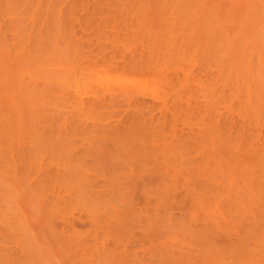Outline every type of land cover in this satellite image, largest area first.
<instances>
[{
	"label": "rangeland",
	"instance_id": "1",
	"mask_svg": "<svg viewBox=\"0 0 264 264\" xmlns=\"http://www.w3.org/2000/svg\"><path fill=\"white\" fill-rule=\"evenodd\" d=\"M187 1H192L190 2L191 4L189 6L187 5L189 4V2ZM203 1L199 0L198 3V1L194 2V0H186L185 2L184 0L182 2H180V0H164V2L162 0L161 2L160 0H0V18H3V20L1 18L0 21L4 22L0 24V27H3V25L5 27V24H7L8 26H19L17 28L16 33V47L18 49L23 50L25 60H27V62H25V64L23 65V69H28L29 72L34 77H36V80L33 81L36 83L33 84L27 78H24L23 80L25 83L31 84L30 87L32 88V94L30 95L28 100H26L27 104H21L25 106L26 110L28 109V111L29 109H32L30 113L28 112L30 116V118L28 117L30 119V123L28 120L26 121L27 114H23L24 116H26V119L23 117V115H21V112H26L23 106V111L19 110V107L21 109V106L15 109L12 108L13 110L11 111H15L16 114H14L16 116H14L13 112H10L11 107H8V105L4 106V108L9 110L5 111L2 108L1 109L3 111L0 110V119L5 116L4 118L6 119V121L8 120L7 122L9 123L6 124L12 126L11 129L17 133H14L11 138L6 137L4 139H0V254H2L3 252H6V256H10V254H12L10 257L8 256L9 259L13 257L12 261L18 259L20 260L18 262L24 261L25 264H90L89 262H87L88 260L91 262V264H95V262L96 264H181V257H183L182 262H184L182 264H194L196 263V261H198V264H203V262L205 264L206 262L207 264H225L228 262L227 254L230 256L229 250L237 249V251L244 252L241 253V258L247 259L253 257L255 260L259 261V259H261L262 261H264V259H262L264 258V179H262L264 178V167L258 166L256 164L257 162L258 164L262 163L264 165V158H260L259 156L261 153H263L264 156V102L261 103L260 99L262 96L261 94L264 93V87H262L263 89H261V86H264V83L262 78H260L262 77V74L264 76V60L261 59L262 56L264 59V55L261 56L260 52L258 53V51L254 53L257 56H259L260 54L259 59L261 60H258L263 62V64L260 62L261 65H258L259 61L257 60L258 62H256L255 60L257 58L255 57L256 55H253L251 53L252 57L250 58V54L248 53L255 51L257 43L259 44V41L261 40L260 38L263 37V35L261 36V34L263 33H261L262 31L259 30L260 28L258 26L255 27L257 28V30H259L258 33L260 35V40L256 43V46L253 47L254 45H252V47L249 49L251 43L247 42L248 45L250 44L249 47L248 45H246L247 52H245L244 55H242V53L244 52H242L241 54L238 53L240 50L243 51L242 49L247 41L242 38L240 42L241 35L244 36L245 34H247L248 30V34L252 33L248 27L251 28L252 26L256 25L254 19L256 20L257 18L255 16H257L258 13H260L262 10L264 11V9H261L260 5L257 2L256 3L258 5H256L255 2H252L250 6H246V4L248 5V3L246 2L247 0H243L245 3L242 0H235L234 2L233 0H231V2L229 1L228 3V0H225L226 2L222 0L223 2L221 3V0H217L216 2H211V0ZM183 2L187 4H184ZM193 2L194 4H192ZM212 3L215 5V7L212 5ZM217 3H219V5ZM137 5H139L140 7H137ZM170 6L173 8L174 11L173 12L171 10L172 13L170 12ZM176 6H179L180 8ZM190 6L192 8H190ZM252 6H254V9ZM255 6L256 8L259 7L258 9L260 11H257ZM136 7L137 9H139V11L136 9L137 12L134 11ZM149 7L153 10L149 9ZM247 7H250L248 12L246 11L248 10ZM131 8L136 13L134 15H138L137 13L139 12V14H144L146 17L144 18V16L138 15L136 17L139 18H136L133 14H129L128 12L131 11ZM251 8L252 10H255L257 12V15L255 13L253 15V12L255 11H252ZM148 9L151 11H148ZM181 9L183 10V12H181ZM192 9H194L197 13H195ZM163 10L166 11V13ZM187 10H189L192 14L190 12L188 13ZM209 10L210 13L208 12ZM211 10H214V13H212ZM250 11L252 12V14ZM9 12L11 13L9 14ZM146 12H148V14ZM2 13H4V17L2 16ZM126 13H128L129 16H126ZM202 13L205 14L206 19L204 14ZM208 13L210 16L208 15ZM248 13L254 18L251 19L252 17H250ZM149 14L155 15L154 17L156 18H152L153 15L151 16V19L155 20H153L155 23L152 22L154 24L151 23ZM263 14L264 13L259 14V16H261L264 20ZM245 15L247 16V18L249 17V21L250 19L252 20L250 21V23H248V26L246 25L247 18H244L246 17ZM44 16L46 19L44 18ZM168 17L169 22L167 21ZM261 17H258V19H262ZM243 18L245 20V23ZM8 19H10V21ZM137 19H139L138 21H140L141 19L140 25H142V27L139 26L138 23L140 22H138ZM145 19H147L149 23L147 22V20L146 23ZM194 19L196 20L191 21ZM214 19L216 20V22ZM43 21L45 22V24ZM173 21H175L179 25L173 23ZM239 21L243 22V24H245L247 27H241L245 30L244 35L243 33L241 34L243 30L239 27L241 26L239 24L241 22ZM186 22L188 23V25ZM213 22L214 24H212ZM251 22L253 24H251ZM261 22L262 20H260V24ZM13 23H15L16 25ZM150 24L153 26V28L155 27V24H157V26L154 28V31H152L153 28ZM210 24L212 26L211 28ZM257 24H259V22ZM263 24L264 21L261 25L263 26ZM181 26H184V31L179 29V27L181 28ZM188 26L189 29H191L192 27V31L188 29ZM236 26H238L239 28ZM196 27L197 29L199 28L198 31ZM200 27L203 28L201 31ZM216 27L218 29H216ZM140 28H143L142 31ZM137 29H140V32L136 31ZM213 29L217 33H215ZM219 29L221 30V32L219 31ZM40 30L42 31L39 32ZM143 30H145L146 34L148 33V37H146L147 35H143L145 34ZM179 30L180 33H182L180 35ZM230 30H233L234 33L233 31L231 33ZM150 31L151 33H149ZM189 31L192 34L194 33V35H190ZM19 33L21 35H19ZM237 33H239V35H236ZM138 34L141 37L145 36V38L142 37V39H144L145 41L140 40L141 37H139ZM150 34L156 40L153 39L152 36L151 40L149 37ZM232 34L240 37V39L238 37L235 38V36L234 39L231 38L233 37ZM177 35H182L180 41H184L185 38L192 37L193 42V39L196 35L195 41L198 40L201 45L198 42L194 43H198L200 45V48L196 47L197 44L193 45V42L190 40L189 41L192 42V44L189 43V47L185 46L188 45V43H184L185 45L178 44L180 43V41H178L180 37ZM220 35L221 37H218ZM211 36L216 39L212 40ZM159 37L166 39L167 44L170 43V45H168L172 48L169 47L170 49H168V45L166 43L158 44V41L160 40ZM202 37H204L205 40ZM209 37L211 40L209 39ZM217 37L220 39H217ZM7 38H10V36ZM252 38L253 37H251V40ZM226 39L230 40L227 41ZM235 39L239 41L235 42ZM248 39H250V37H248ZM154 40L158 42L154 45L156 48L149 45V43L153 45L155 42ZM216 40L217 42H219V44L223 42V46L220 47ZM163 41L165 42V40H160V42ZM213 41L216 43V45ZM242 41H244L245 43H242ZM204 42H206V44ZM233 42L235 43L232 44ZM238 42L239 44H241V46L243 45V47L236 46L235 44H237ZM190 44L193 46H191ZM209 44L210 46L206 48ZM227 44L230 45V47ZM156 45H158V47ZM214 45L217 48H214V50H217L216 55L215 51L210 48ZM162 46H165L168 50H170L169 53L168 50ZM201 46L204 47L205 50ZM123 47H125V51H123ZM147 47H149L150 50ZM160 47L162 48L159 49ZM226 47L228 51L232 48L229 53L234 51V55L231 53L230 55L232 56L228 55L227 49L223 50V52L221 53L220 49H224ZM240 47L241 49L239 50ZM151 48H154L155 50L159 49L160 53L162 52V49L167 50L166 52L163 51L164 53H166V57L165 54H159L154 49H152L153 51H151ZM253 48L254 50H251ZM206 49L208 50L206 51ZM261 49L262 47L259 48L260 51ZM33 50H37L38 52H34ZM144 50L149 51V53L152 52V54H149L151 56L148 55L146 57V54L148 52H145L146 54L143 53L145 55L141 56ZM195 50L197 52L199 50V52L197 53L195 52ZM201 50H204L203 52L206 51L208 53V56L205 52L206 56L204 55L205 53H203L199 57V53L201 52ZM210 51L214 53V55H212V58V52L209 56ZM153 52H156L157 54L155 53L156 55H153ZM183 52H185V54ZM139 53L140 57H142L143 59L138 56ZM220 53L221 55L225 56L226 64L228 62L229 64H233L231 63V61L234 60H237V62H234L235 64H237L239 60L240 62L238 64L241 65L242 63H245L244 65L238 67V70L240 69L241 71H243L245 67L249 66L247 70L249 71V73L251 72L249 75L250 77H245V74L243 75V73L245 72L243 71V73L241 72L242 78H239L238 74L240 73L237 74V78L235 76L236 73L234 74V72L238 71L237 69H233V66L236 67V65H232L231 67V65L227 64L228 66H225V62H223L224 56H220ZM40 54L42 56H40ZM158 54L164 57V59H161V61L164 60L162 62H160L159 59V62L162 64H159L157 61L160 56L156 57L157 59H150L157 56ZM180 54L183 55L182 58L181 56L177 57ZM236 54L238 55V57H236V59L232 58L237 56ZM132 55H135L140 58V60H138L137 58L135 59V61L145 60V62H147L146 59H148L149 57L150 58L148 59L147 63L137 62V64H135L136 62L133 61L132 63L136 65L135 67L134 64H130L131 62L129 61L132 59ZM167 55H169V57ZM170 55L176 56L171 57ZM227 55L229 58H226ZM247 55L249 56V59ZM144 56L146 59L144 58ZM218 56L220 57V59L216 58ZM167 57L169 58V60ZM183 57H185L186 62L182 61L184 60ZM208 57L210 58L206 60L205 58ZM134 58L136 57L133 56V59ZM165 58H167L166 61ZM179 58L180 60H178ZM200 58L205 59V61H199ZM93 59L96 60L93 61ZM102 59L107 60L102 61ZM212 59V62H217L212 63ZM229 59L230 61H228ZM244 59H248L247 63L251 62V64H255L256 62V67H258L260 70L262 69L263 73H261V71L255 67V65H248ZM90 60L91 62L93 61V63H99V65H97L96 63L88 65L91 63ZM149 60H156L158 65H156L154 61L152 65ZM242 60H244V62H241ZM101 61L103 63L105 62V64H108H106L107 68L103 67L105 66V64H103ZM198 61L202 62L200 64L204 66L201 67ZM206 61H209V65H215H210V67L208 68V63H206L207 65L205 66ZM219 61L221 67L224 66L223 69L228 67L226 68V70H232L229 72H226V70H224V73L222 72V69H220L222 70V73L217 71L219 65H217V63ZM124 63L130 64L131 66H128L126 68V64ZM164 63L166 66L163 65ZM154 64L158 70L155 68ZM149 65L150 67L153 66L151 68L148 67L150 71L155 72L157 70L159 77L156 76V72L155 74H152V72L147 70V66ZM132 66L136 69L138 67V69L140 68L139 70L143 71L139 72L138 69L135 70V68H133ZM90 67H93L94 70L96 69V71H92ZM131 67L133 68V71L135 70L136 73H139H132ZM165 67L167 68L166 70ZM204 67L208 68H205L206 70H211V68H213V70L217 72L216 77L218 76L220 78L218 80L214 78V72L213 70H211L212 72L210 71V73H213L214 76H211L213 79L212 80L210 79L211 74L209 75V72L205 71L207 75L205 76L207 78L209 77L208 81L212 80L210 81L211 87L208 86L210 82L208 84L206 82L207 78L204 77V71H201L204 70ZM152 68L156 70H151ZM181 68L182 70H180ZM252 68L255 70H253ZM106 69L109 71H107ZM250 69H252L253 72ZM60 70L63 72H61ZM110 70L114 73H110ZM247 70L245 71L248 74ZM257 70H259L261 73L260 74L258 71V75L260 74V76L257 82L261 80V83H263L259 85L260 87L258 86V83L255 80V78L258 76ZM83 71L85 72V74L96 73L95 75H114V78H119L123 82L124 80L125 82L133 80L134 83L141 84V87L143 89H147V92L144 90H141V92L135 90L133 93L134 95L131 92L129 93L130 98L126 101L122 100L121 98H118L116 100V103L114 104L110 103L107 105V107H100L99 110L97 108L94 117H91V119L95 118L96 120L94 119L95 121L92 120V122L86 123L82 120H85L87 117H83L85 119H82L81 116L84 115L79 114L77 112L80 106L82 107L83 104L87 105V103L93 104L91 103V100H93L92 102H94V100L98 98L99 100H103V98L107 99L106 97L109 96L108 93L103 91L101 88L97 89L96 86L91 85L87 87L88 89L86 88L82 90V92H84L80 94V96L82 97L77 99L78 97L75 96L73 92L70 93L65 86L60 83H57L55 79H50V77L53 76L67 77L68 74L72 72H77L78 74H76L80 75L81 72L83 73ZM101 71L104 73H102ZM105 71L108 73H106ZM66 72H68V74ZM231 72H233V74ZM189 73L191 76L193 75L195 77V80L193 79L194 81L191 80V77L190 79L187 78ZM218 73L222 75L220 76ZM225 73H227L226 78H223L222 76ZM252 73L253 75H251ZM231 74L232 76H234V78L230 77ZM118 75H121L122 77H118ZM183 75L186 77L184 78ZM251 76L253 77V79H251ZM154 77L157 79H155ZM243 77L244 80H242V82L245 81L243 82V84H247L249 79L253 82L255 80V83L257 84L254 85L255 87L258 86L259 88H255L252 82L250 81V85L249 83L245 85H249L248 88L250 94L247 93V87L244 89V86H242L243 88H241L238 83L239 80L241 81V79H243ZM222 78L226 79V81L228 79L232 81L234 88H236L235 91H238L236 92L238 96L244 92L247 95H251L250 90L252 91V93H257L254 90L261 89L262 93H260L261 91L259 92L260 95L257 93L258 97L260 96L258 99L260 100L259 104L261 105V108L259 109L258 107L259 105L257 103L258 100L256 98V94H252V96H254L255 98H252L251 96V101L248 100L250 99L249 96L247 97V95H245V97L248 98L246 100H248L250 104H248L249 106L246 105V107H248L245 108L248 109L252 108L253 105H255L254 107L258 105L256 107L258 111H254L255 108L250 109V111L249 109L246 110L245 108H242V106L244 107V105L242 104H246V102L242 100L245 98L244 96H235L237 94L232 95V93L235 92L234 89L231 87L232 85H230L229 88L231 87V90L233 89V92L227 88V85L231 84V82L228 84L229 80L227 84L224 80L225 83H223L222 86L220 84L218 86V83L214 81V79H216L217 82H220L219 80H221L222 82ZM235 78L238 80L237 85H234V82L236 83L237 81ZM245 78H248L247 82ZM148 80L154 88H151L152 86H149L150 84ZM197 81L200 82L198 83L200 85L206 84L205 86H208V88L203 87L207 93L204 92L203 89L199 91V89L194 86V83ZM189 82L191 87H189ZM212 82H215V85H217H213ZM186 85L187 87H185ZM195 85H197V83H195ZM217 86L219 90L222 88L224 91H219L217 89ZM223 86H226L229 91ZM251 86H253L255 89L252 90L251 88L253 87ZM118 87V84H114L112 85V87H110V89H112V91L115 89V92H117ZM197 87H200V89L202 88V86ZM209 87L211 89L216 88L215 90H217V92H215V90L213 89L214 91L212 90L210 93ZM156 88L157 91L159 90L158 92H155ZM240 88L242 90H240ZM100 89L102 91H100ZM191 89L193 91H191ZM87 91L92 93H94L95 91V93L89 94ZM142 92L144 93V95ZM201 92L204 93L205 96H203ZM208 93H210L209 96L207 95ZM158 94H160L158 98H161V100L155 98ZM84 95L85 98H87L86 96L88 95L90 98L85 99ZM98 95L100 97H98ZM71 96H73V99H71ZM92 96H96V98ZM206 96L209 98L210 96H212L210 100L213 104L218 102L217 109L215 108V105L217 104L207 106L211 105V101L209 99L203 101V98L206 99ZM236 97L238 99L233 100L236 99ZM51 98L52 101L50 102ZM83 98L85 99V102L82 103V100L81 103H78V101ZM262 98V101H264V97ZM214 99H216L217 102ZM39 100L40 103H36ZM87 100L90 101L86 102ZM213 100L215 102H213ZM238 100L243 101H241L242 103L240 102V105H242L240 106L241 109L239 107ZM205 101H208V103H206ZM254 101H257V105ZM250 102L255 104H252ZM94 103L99 104L97 101H95ZM203 103H206L207 105L205 106L203 105ZM72 105L74 108L77 107L78 109H74ZM52 106H56V109L63 108V110L58 111ZM205 107H208V110H210L209 113L211 112L212 115H210L211 113H207L208 110H206ZM212 107H214L215 109ZM228 107H230V109ZM209 108L213 109V111H211V109ZM232 108H234V110ZM38 109H41L40 112L38 111ZM52 109L55 110L52 111ZM137 109L141 112H139L141 115L138 114V112L136 114L135 110L137 111ZM242 109L245 111H242ZM214 110L218 111L215 112ZM229 110H236V113L230 112ZM251 110H253L255 113ZM1 111L5 112L4 115L3 113H1ZM71 111L73 113L76 112V114L74 113L71 115ZM237 111L239 113H241L242 111L243 114L241 113V115H239ZM9 112L12 116H14V118H12V122L11 118L8 117ZM229 112L233 113L234 115H230ZM213 113L218 114L214 115ZM235 115H238L240 117H236ZM135 116H138L139 119L138 117L135 118ZM208 116L214 117L211 118ZM241 116L243 117V119ZM96 117H98L99 119H97ZM21 118L25 119L26 122ZM42 118H44L45 120H43ZM133 118H135V120H138L134 121ZM209 118L211 119L209 120ZM244 118H248V121H245L247 119L244 120ZM87 119L88 121H90V118ZM213 119H215V124L217 121L220 122H218L219 124H216V126L218 127L214 126L215 124ZM216 119L218 120L216 121ZM211 120L213 121V123ZM232 120H234V122ZM40 121L42 122V125ZM97 121H99V123L101 122V124H97ZM144 121L145 123H143ZM249 121H251L252 123H246ZM138 122L140 125H138ZM185 122H188V124H190H184ZM192 122L195 123L193 124L194 129L196 130L195 132L192 131L194 129L187 128V125L188 127H192ZM207 122L210 123L208 124ZM63 123H65L64 126H62ZM102 123L105 125H102ZM130 123L133 126L130 125ZM133 123L141 128H138V126H134ZM233 123H235L236 126L233 125ZM126 125H130L131 127H127ZM208 125L211 126L209 127ZM16 126L18 127V129L16 128ZM135 127H137V129ZM130 128L132 130H130ZM207 128H209V130H207ZM126 130L128 131L127 133ZM219 130L221 131L220 133ZM245 130L246 132L249 131V133L246 134L247 136L250 135L248 137L249 139L246 138L247 136L244 137L245 134L243 135V133H246ZM122 131L125 132L121 133ZM44 132L46 134H44ZM132 132H134V134ZM222 132H224L223 135L226 136V141H224L225 139L223 138ZM241 134L247 141H245V139L240 136ZM202 135H206L207 137H203ZM217 135L219 137L222 136V140ZM201 137H203L205 143L208 142V144H205L204 140L201 139ZM255 137H257L259 140L257 139V141ZM259 137H262L263 139H260ZM206 139H208L210 142ZM261 140L263 143L260 142ZM220 142L224 143L222 144ZM257 142H260V145H258ZM214 143H216L215 146ZM201 146L203 148H200ZM212 146L214 148L217 147L215 150L218 149V151L214 152V148ZM225 146L226 148L228 147V149H226ZM237 146L239 147L237 148ZM258 146L259 148L261 146L263 150H261V148L258 149ZM197 147L199 148L200 152L196 151ZM205 147L207 148L206 150L209 151L206 152ZM208 148H210L211 150ZM231 148L236 153H240L241 156L243 154L244 155L241 157L239 154V157H237L238 155L235 152H233V154L231 153L233 151L231 150ZM240 148L242 150H240ZM245 148H249L248 150L252 152L250 153V151H246ZM254 148H256L257 150ZM221 150L226 151L223 152L225 155H222L223 153ZM243 150H245L247 153H245V151ZM208 152H212V154ZM229 152L232 155H230ZM15 153L17 154V156ZM210 154L212 163H209ZM226 154L229 155L230 158L229 156H226ZM245 155L246 157L247 155H249L250 157L248 156V159H246ZM202 156L204 157L201 158ZM207 156L208 158L206 159H208V163L213 166L214 170H212L211 165L209 167V164L205 162L204 158ZM243 157L245 158V160L243 159ZM254 157H257V159ZM249 158L253 160V162L251 160L249 161ZM200 159H204V162ZM231 159H233V161ZM196 160H200V163H203L200 164ZM220 160H223L221 161V163H224L225 161L227 163L228 161V164H225V166H227V168H229L230 166L232 170L230 168L226 170L224 164V167H222L221 163H215H219ZM234 160L237 161L239 164L236 162L231 166V164L234 163ZM241 160H244V163L241 162ZM54 162H57L58 166H56L57 164H55ZM20 163L22 166L19 165ZM52 163L53 165H51ZM61 164L65 165L62 166ZM203 164L206 166L208 165L207 168H211V170L209 169L210 174H208L209 172L207 174H204L202 172V167L204 166ZM241 164H244V167L249 165V169L247 168L248 166L246 167L247 169L244 167H240L242 166ZM234 165H236V167H239L238 169L240 171L236 169ZM44 166H46L50 171H48V169L40 170L45 168ZM59 166L61 168H58ZM216 166L220 169H217ZM251 166L254 167H252L253 171L250 168ZM54 167H57L56 169H58V171ZM18 169H21V171H19ZM36 170L38 173L36 172ZM33 171L34 173H32ZM60 171L62 172L59 173ZM211 171L214 172L212 173ZM237 171L238 173H242L237 174ZM245 171L246 173L244 174ZM39 172L42 175H40ZM64 172H66V174H64ZM247 172L251 173L249 174L248 178L246 176V179H244L245 176H243V174L248 175ZM256 172H262V174L259 173L257 174L258 177H255ZM194 174L196 178L194 177ZM229 174L232 176H229ZM60 175L64 177H61ZM220 175L222 177H220ZM236 175H238L237 177H240L237 178ZM259 175H262V177H260L261 184L259 183ZM215 176L218 177L216 178ZM250 177H252V179ZM227 178H230V180L232 178V182L234 179V183H236V186ZM15 179L17 181H15ZM243 179L244 181H242ZM253 179L255 181H253ZM214 180H216V183L218 181V184H216ZM245 180L246 183L252 181L250 182L252 186L249 184H245ZM202 181H204V184L200 183ZM239 181H242V183H240ZM213 182L215 185L213 184ZM223 183L227 188L224 187V189L223 187H221L224 186ZM257 183L259 184L257 185ZM256 185H261V187H257ZM254 186H256L257 188H255ZM240 187L244 188L241 189ZM228 188L230 189V191ZM233 191L235 192L233 193ZM42 192L44 195H48L49 197L47 198L43 196ZM214 200H217L218 202H216L215 204ZM229 200H231L230 202H232L231 205ZM228 204L230 206H228ZM217 206H222L220 208H222L224 211L220 208L218 209ZM228 207L232 209H229ZM62 215H64L63 218ZM82 246H89V248L95 254V259H92L91 261L89 258L90 256L88 257L86 255L87 251ZM3 247L6 250H4ZM95 249L98 251V256H96L97 253H95ZM102 249L104 252L102 251ZM225 251H228V253L225 254ZM108 253H110V255H108ZM221 253H224L225 255L223 254V256ZM234 253L236 254L235 251ZM248 253H252L253 256H249ZM219 254H221L222 258L219 256ZM103 255L105 257H103ZM206 255H209V257ZM216 255L218 260H220V263H218V260H215L217 259ZM239 255L240 254L237 253V256ZM197 256H201V259L197 258ZM255 256H257V259ZM14 257L16 258L14 259ZM187 257L191 258L192 261L190 259L188 263L189 259ZM222 259H226L225 262H223L224 260ZM98 260H101L102 263ZM214 260L216 262H214ZM16 261L17 260H15V262ZM21 264H23V262H21Z\"/></svg>",
	"mask_w": 264,
	"mask_h": 264
},
{
	"label": "bare ground",
	"instance_id": "2",
	"mask_svg": "<svg viewBox=\"0 0 264 264\" xmlns=\"http://www.w3.org/2000/svg\"><path fill=\"white\" fill-rule=\"evenodd\" d=\"M137 1H138V0H137ZM141 1H143V0H141ZM149 1H150V0H149ZM157 1H158V0H157ZM162 1L164 2V0H162ZM182 1H183V0H182ZM182 1L180 0V2H182ZM185 1H186V0H184V2H185ZM196 1H198V3H199V0H196ZM196 1L194 0V2H196ZM202 1H203V0H202ZM212 1H213V2H216L217 0H211V2H212ZM219 1H220V0H219ZM219 1H218V2H219ZM226 1H227V0H226ZM226 1L224 0V2H226ZM229 1L231 2V0H228L227 3H228ZM234 1H235V0H233V2H234ZM242 1H243V0H242ZM245 1H246V0H245ZM139 2H140V1H139ZM160 2H161V0H160ZM160 2H159V3H160ZM173 2H174V1H173ZM184 2H183V3H184ZM187 2H189V1H187ZM190 2H192V1H190ZM190 2H189V4H187V3H184V4H187V5L189 6V5L191 4ZM194 2H193L192 4H194ZM203 2H204V1H203ZM221 2H223V1L221 0L220 3H221ZM243 2H244V1H243ZM246 2L248 3V5L246 4V6H250V4H251L252 2H253V3L255 2L256 5H258V4L260 5L261 9H264V0H249V2H248V0H247ZM256 2H257L258 4H257ZM156 3H157V2H156ZM206 3H207V1H206ZM244 3H245V2H244ZM142 4H143V3H142ZM149 4H150V3H149ZM195 4H196V3H195ZM217 4L219 5V3H217ZM255 4H254V5H255ZM157 5H158V4H157ZM181 5H182V4H181ZM187 5H186V6H187ZM199 5H200V4H199ZM202 5H203V4H202ZM210 5H211V3H210ZM210 5H209V6H210ZM212 5L215 7V5H214L213 3H212ZM138 6H139V5H137V7H138ZM143 6H144V5H143ZM150 6H151V5H150ZM153 6H154V4H153ZM164 6H165V4H164ZM192 6H193V5H192ZM204 6H205V5H204ZM204 6H203V7H204ZM213 6H212V7H213ZM137 7L135 8L134 11H136ZM139 7H140V6H139ZM157 7H159V6H157ZM170 7H171V6H170ZM176 7H179V6H176ZM181 7H182V6H181ZM194 7H195V6H194ZM207 7H208V6H207ZM212 7H211V8H212ZM216 7H217V6H216ZM252 7H253V9H254V6H252ZM161 8H163V7H161ZM164 8H165V7H164ZM166 8H167V6H166ZM174 8H175V7H174ZM179 8H180V7H179ZM188 8H189V7H188ZM190 8H192V7L190 6ZM249 8H250V7H249ZM249 8L247 7V9H248V10H246L247 12L249 11ZM255 8H256V6H255ZM258 8H259V7L256 8L257 11L259 10ZM149 9H151V8L149 7ZM149 9H148V11L153 10V9H151V10H149ZM183 9H184V8H183ZM137 10L139 11V9H137ZM158 10H159V8H158ZM171 10L173 11V8H172V7H171V9H170V12H171ZM181 10H182V9H181ZM192 10H194V9H192ZM216 10H217V9H216ZM251 10H252V8H251ZM127 11H128V10H127ZM131 11H132L133 13H132ZM131 11L128 12V13H129V14L131 13V15H132V14H133V15L136 14V13L133 11L132 8H131ZM163 11H164V10H163ZM168 11H169V10H168ZM175 11H177V10H175ZM202 11H203V10H202ZM213 11H214V10H213ZM213 11L211 10L212 13H214ZM252 11H255V10H252ZM259 11H260V10H259ZM2 12H4V11H2ZM136 12H137V11H136ZM164 12L166 13V11H164ZM173 12H174V11H173ZM181 12H183V10H182ZM187 12L189 13L190 11L187 10ZM187 12H185V13H187ZM194 12H195V10H194ZM204 12H205V11H204ZM208 12L210 13V10H209ZM250 12H251V11H250ZM261 12L264 13L263 10H262ZM261 12L258 13V15L256 14V13H257L256 11L253 12V15H254V13L257 15V16H255V17L257 18L256 20H258V21H256V20L254 19V21L256 22V25L252 26L251 24H253V23L251 22L250 25H251L252 27H251V28L248 27V28L250 29V31L252 32L251 34H248V31H249V30L247 31V34H248V35L245 34V32H244L245 30L241 28L242 26H243V28H244V26L246 27V25L248 26V23H250V21H252L251 19L254 18V17H252L249 13H248L249 16L252 17V18H251L250 21H249V17L247 18V16L245 15L246 17H244V18H245V19L247 18V19H246V21H247L246 25L243 24V22L239 21V22L242 23V24L239 23V24L241 25V26H239V27L243 30V31H242V30L240 29V30L242 31V32H241V31H240V32H241V34L243 33V35H244V34H245V35H244V36L241 35V39H240V37L235 36L234 34H232L233 37H231V38L234 39V36H235V38L238 37V38L240 39V42H241L242 38L245 39V40H247L246 43H245L244 41H242V43H245L244 47H243V45L241 46V44H239V42L237 43V44H239V45L235 44L236 46H241V47H243V49H242L243 51L240 50L241 47L239 48L240 51H239V50H238L239 52L237 51L239 54H241L242 52H244V53H242V55H244L245 52H247V46H246V45H248L247 42H250V43H251V45L249 44L250 47H249V45H248V47H249V49H250V48L252 47V45H254L253 47H255V46H256V43L261 39V40H262V43H261V40L259 41V42H260L259 44H261V45H259V44L257 43V46L255 47V51H254V52H248V53L250 54V58L252 57V56H251L252 54H253V55H256V54H254V53H256L257 51H258V53L260 52L261 56L264 55V24H263V26L261 25V24L263 23L264 20H263V18H262L261 16H259V14H262ZM5 13H6V12H5ZM10 13H11V12H9V14H10ZM128 13H126V14H127L126 16H129ZM141 13H142V12H141ZM143 13H144V12H143ZM146 13L148 14V12H146ZM154 13H155V10H154ZM168 13H169V12H168ZM171 13H172V12H171ZM179 13H180V12H179ZM190 13H191V12H190ZM195 13H197V12H195ZM209 13H208V15H209ZM3 14H4V13H2V16H3ZM7 14H8V12H7ZM124 14H125V13H124ZM137 14H138L139 16L142 15V14H139V12H138ZM175 14H176V13H175ZM191 14H192V13H191ZM202 14H204V13H202ZM251 14H252V12H251ZM45 15H47V14H45ZM59 15H60V14H59ZM138 15H134V16L136 17V16H138ZM149 15H150V14H149ZM152 15H153V14H152ZM152 15H150V17H149L150 20H151V23L155 21L154 19H151V16H152ZM169 15H170V14H169ZM173 15H174V14H173ZM176 15H177V14H176ZM182 15H183V14H182ZM199 15H200V13H199ZM263 15H264V14H263ZM142 16H144V18L146 17L144 14H143ZM142 16H141V17H142ZM154 16H155V15H153L152 18H156V17H154ZM178 16H179V14H178ZM187 16H188V15H187ZM197 16H198V15H197ZM204 16H205V14H204ZM209 16H210V15H209ZM3 17H4V16H3ZM47 17H48V16H47ZM132 17H133V16H132ZM135 17H134V19H135ZM163 17H164V16H163ZM163 17H162V18H163ZM173 17H174V16H173ZM173 17H172V18H173ZM198 17H199V16H198ZM214 17H215V16H214ZM258 17H261V18H262V19H260V20H262L261 24H260V20L258 19ZM1 18H2V17H1ZM1 18H0V20H1ZM13 18H14V17H13ZM41 18H42V17H41ZM44 18H45V16H44ZM44 18H43V19H44ZM136 18H139V17H136ZM144 18H143V20H144ZM166 18H167V16H166ZM166 18H165V19H166ZM186 18H187V17H186ZM188 18H189V17H188ZM190 18H191V16H190ZM194 18H195V17H194ZM202 18H203V16H202ZM208 18H209V17H208ZM208 18H207V19H208ZM244 18H243V20H244ZM45 19H46V18H45ZM205 19H206V16H205ZM2 20H3V18H2ZM8 20L10 21V19H8ZM30 20H31V19H30ZM138 20H139V19H137V21H138ZM146 20H147V19H145V22H146ZM153 20H154V21H153ZM172 20H173V19H172ZM186 20H187V19H186ZM195 20H196V19L191 20V21H195ZM214 20H215V19H214ZM217 20H218V19H217ZM5 21H6V20H5ZM11 21H13V20H11ZM35 21H36V20H35ZM40 21H41V20H40ZM47 21H48V20H47ZM140 21H141V19H140ZM140 21H138V22H140ZM167 21L169 22V17H168V20H167ZM199 21H200V20H199ZM204 21H205V20H204ZM206 21H208V20H206ZM37 22H38V21H37ZM43 22H44V21H43ZM147 22H148V20H147ZM147 22H146V23H147ZM171 22H172V21H171ZM181 22H182V21H181ZM187 22H189V21H187ZM187 22H186V23H187ZM215 22H216V20H215ZM218 22H219V21H218ZM258 22H259V24H260L261 26H260L259 24H257ZM1 23H4V22H3V21H2V22L0 21V24H1ZM7 23H8V22H7ZM16 23H17V22H16ZM19 23H20V22H19ZM41 23H42V22H41ZM41 23H40V25H41ZM148 23H149V22H148ZM154 23H155V22H154ZM154 23H152V24H154ZM173 23H176V22L173 21ZM208 23H210V22H208ZM244 23H245V20H244ZM10 24H11V23H10ZM13 24H15V23H13ZM17 24H18V23H17ZM44 24H45V22H44ZM138 24H139V26L142 27V25H140L141 22L138 23ZM142 24H143V23H142ZM176 24L179 25L178 23H176ZM196 24H197V22H196ZM205 24H206V23H205ZM212 24H214V22H213ZM215 24H216V23H215ZM219 24H220V23H219ZM254 24H255V23H254ZM5 25H6L5 27H4V25H3V27H2V26L0 27V110H2V109L5 110V111L9 110V109H5V108H4V106H7V105H8V107H11V108H10V112L12 113L13 111H11V110H13V109H15V108H17V107H19V106H21V109H20V107H19V110H22L23 108H24V110H26V107L23 106V105H21V104H22V103L25 104V105L27 104V101H26V100H28V98H29L30 95L32 94V88L30 87L31 84L25 83L23 80H24V78H27V79L33 84V83H36V82H33V81L36 80V77H34V76L29 72L28 69H23V65L25 64V62H27V60H25V56H24L23 50L18 49V48L16 47V42H17V40H16V33H17V28H18L19 26H18V27H17V26H8L7 24H5ZM11 25H12V24H11ZM15 25H16V24H15ZM42 25H43V24H42ZM143 25H144V24H143ZM150 25H151V24H150ZM160 25H161V24H160ZM187 25H188V23H187ZM191 25H192V24H191ZM198 25H199V24H198ZM222 25H223V24H222ZM236 25H238V24H236ZM23 26H24V25H23ZM148 26H149V25H148ZM151 26H152V25H151ZM151 26H150V27H151ZM156 26H157V24H155V27H156ZM158 26H159V25H158ZM189 26H190V25H189ZM189 26H188V29H189ZM255 26H256V27L258 26V27L260 28V29H259V28H258V29L262 31V32L260 31L261 33H263V34L260 33L261 36L263 35L262 38L259 37V36H260L259 33H258L259 30H257V28H256ZM37 27H39V26H37ZM155 27H154V28H155ZM207 27H208V26H207ZM211 27H212V26H211V24H210V28H211ZM219 27H220V26H219ZM236 27H238V26H236ZM239 27H238V28H239ZM43 28H45V27H43ZM138 28H139V27H138ZM145 28H146V27H145ZM152 28H153V26H152ZM154 28H153L152 31H154ZM181 28H182V29H181ZM181 28L179 27L180 30L184 31V30H183V29H185L184 26H181ZM205 28H206V26H205ZM223 28H224V27H223ZM246 28H247V27H246ZM246 28H245V29H246ZM140 29H141V31H142L143 28H140ZM140 29H139V30H140ZM196 29H197V27H196ZM202 29H203V28L200 27V31H201ZM216 29H218V28L216 27ZM30 30H31V29H30ZM139 30L137 29L136 31H139ZM149 30H150V29H149ZM180 30H179V35L182 34V33H180ZM189 30L192 31V27H191V29H189ZM198 30H199V28L197 29V31H198ZM221 30H222V28H221ZM221 30L219 29L220 32H221ZM37 31H38V30H37ZM41 31H42V30H40L39 32H41ZM143 31H144V33H145V34H143V35L146 36L148 33L146 34L145 30H143ZM147 31H148V30H147ZM186 31H187V30H186ZM194 31H195V30H194ZM194 31H193V32H194ZM211 31H212V30H211ZM213 31H215V30L213 29ZM213 31H212V32H213ZM226 31H227V30H226ZM230 31H231V30H230ZM232 31H233V30H232ZM232 31H231V33H232ZM238 31H239V30H238ZM238 31H237V32H238ZM139 32H140V31H139ZM187 32H188V31H187ZM189 32H190V31H189ZM209 32H210V31H209ZM222 32H223V31H222ZM240 32H239V33H240ZM6 33L9 34L10 38H7V37H9V36H8V34H6ZM137 33H138V32H137ZM149 33H151V31H150ZM197 33H198V32H197ZM197 33H195V34H197ZM203 33H204V32H203ZM210 33H211V32H210ZM215 33H217V32L215 31ZM218 33H219V32H218ZM224 33H225V32H224ZM233 33H234V31H233ZM239 33H237L236 35H239ZM27 34H28V33H27ZM140 34H141V33H140ZM152 34H153V33H152ZM212 34H213V33H212ZM222 34H223V33H222ZM19 35H21V34L19 33ZM23 35H24V34H23ZM23 35H22V36H23ZM175 35H176V33H175ZM179 35H177V36H179ZM183 35H185V34H183ZM187 35H188V34H187ZM190 35H194V33L192 34V33L190 32ZM217 35H218V34H217ZM223 35H224V34H223ZM246 35H247V36H246ZM255 35H257V36H255ZM22 36H21V37H22ZM25 36H26V35H25ZM138 36L141 37L139 34H138ZM145 36H142V37L145 38ZM151 36H152V35L150 34L149 37H150V39L152 40ZM154 36H155V34H154ZM171 36H172V35H171ZM205 36H206V35H205ZM142 37H141L140 40L143 41L144 39H142ZM146 37H148V35H147ZM152 37H153V36H152ZM179 37H180V38H179ZM179 37H178V38H179L178 41H180L182 35L179 36ZM186 37H188V36H186ZM207 37H208V36H207ZM211 37H212V36H211ZM215 37H216V35H215ZM218 37H221V35L218 36ZM218 37H217V39H220V38H218ZM244 37H245V38H244ZM248 37H250V39H248ZM251 37H253L252 40H251ZM25 38H26V37H25ZM159 38H160V40H165V42H164V41H163V42H160V40H159V41H158L159 43H158V42L155 41L156 39L153 37V39H155V40H154L155 42L152 41V42H154V44L152 45V44L149 43V45L155 47L154 45H155L156 43H158V44H160V43H163V44L166 43V44H167L166 39H163V38H161V37H159ZM173 38H175V37H173ZM184 38H185V37H184ZM188 38H189V37H188ZM188 38H185L184 41L181 40L180 43H178V42H177V43L180 44V45H182V44H184V43H185V44L188 43V45H185V44H184V45H185L186 47H189V43L192 44L193 41H192V37H190L189 39H188ZM202 38H204V37H202ZM227 38H228V37H227ZM259 38H260V39H259ZM150 39H148V40H150ZM187 39H188V41L190 40V41H192V42H190V41L188 42ZM195 39H196V35H195V37H194L193 40H194V42H198V40L195 41ZM209 39H210V37H209ZM213 39H216V38H213V37H212V40H213ZM223 39H224V37H223ZM173 40H174V39H173ZM204 40H205V38H204ZM210 40H211V39H210ZM226 40L229 41L230 39H229V40L226 39ZM235 40H236V39H235ZM248 40H251V41H248ZM144 41H145V40H144ZM200 41H201V39H200ZM221 41H222V39H221ZM224 41H225V40H224ZM231 41H233V40H231ZM237 41H239V40H236L235 42H237ZM147 42H149V41H147ZM152 42H151V43H152ZM181 42H182V43H181ZM194 42H193V45H196V44H197L196 47L200 48L201 43L198 42V43L200 44V45H199L198 43H194ZM213 42H214V41H213ZM216 42H217V40H216ZM225 42H226V41H225ZM235 42H233L232 44H234ZM172 43H174V42H172ZM204 43L206 44V42H204ZM208 43H209V42H208ZM214 43H215V42H214ZM214 43H213V44H214ZM217 43L219 44V42H217ZM222 43H223V42H221V44H219L220 47L223 46ZM228 43H229V42H228ZM168 44L170 45V43H168ZM168 44H167V45H168ZM191 44H190V45H191ZM24 45H25V44H24ZM147 45H148V43H147ZM169 45L167 46L168 49L172 48V47H170ZM173 45H174V44H173ZM180 45H179V46H180ZM193 45H191V46H193ZM211 45H212V43H211ZM215 45H216V43H215ZM215 45L212 46V47H210V48H212L213 50H214V48L217 49ZM224 45H225V44H224ZM227 45H228V44H227ZM27 46H28V45H27ZM156 46L158 47V45H156ZM175 46H176V42H175ZM205 46H206V45H205ZM209 46H210V44H209L206 48H208ZM219 46H217V47H219ZM228 46L230 47V45H228ZM232 46H233V45H232ZM259 46L262 47L261 51L259 50V48H260ZM144 47H145V46H144ZM162 47H164L165 49H167L165 46H162ZM162 47H160L159 49H161ZM169 47H170V48H169ZM173 47H174V46H173ZM181 47H182V46H181ZM196 47H195V48H196ZM201 47H202V46H201ZM224 47H225V46H224ZM229 47H228V48H229ZM26 48H27V47H26ZM34 48H35V47H34ZM121 48H122V47H121ZM124 48H125V47H123V51H125ZM147 48L149 49V47H147ZM155 48H156V47H155ZM198 48H197V49H198ZM202 48L204 49V47H202ZM234 48H235V47H234ZM234 48H233V49H234ZM256 48H257V50H256ZM152 49H154V48H151V51H153ZM159 49H158V50H155V49H154V50L157 51L159 54H162V53H163L162 55L165 54V57H166V53H164L163 51L166 52L168 49H167V50H165V49L163 50V49H162V52H161V53L159 52ZM212 49H211V50H212ZM225 49H227V47L224 48V49L221 48V49H220V50H221V53H222L223 50H225ZM236 49H238V48H236ZM249 49H248V50H249ZM26 50H27V49H26ZM149 50H150V49H149ZM204 50H205V49H204ZM204 50H201V52L199 53V57H200V55H202L203 53H205L208 49H206V51L203 52ZM218 50H219V49H218ZM231 50H232V48H231ZM231 50H229V51H231ZM251 50H254V48L251 49ZM33 51H34V50H33ZM35 51L38 52L37 50H35ZM35 51H34V52H35ZM169 51H170V50H168V53H169ZM214 51H215V55H216V51H217V50H214ZM227 51H228V49H227ZM227 51H226V53H227ZM229 51H228V55H230V53L234 55V51H233V52H230V53H229ZM235 51H236V50H235ZM249 51H250V50H249ZM40 52H41V51H40ZM145 52H146V53L148 52V53L146 54ZM195 52H197V51L195 50ZM198 52H199V50H198ZM198 52H197V53H198ZM211 52H212V51L209 52V56H210V53H211ZM143 53L146 54V57H147L149 54H152V52L149 53V51H147V50L145 51V50H144V52H142V55H141V56L145 55V54H143ZM155 53H156V52H155ZM155 53L153 52V55H154ZM181 53H182V52H181ZM183 53L185 54V52H183ZM197 53H196V54H197ZM206 53H207V52H206ZM206 53L204 54L205 56H206ZM221 53H220V56H224V55H221ZM251 53H252V54H251ZM258 53H257V54H258ZM35 54H36V53H35ZM156 54H157V53H156ZM156 54H155V55H156ZM159 54H158L157 56L153 57V58H150V57H149V58H150V59H157L156 57H159V56H160ZM172 54H173V52H172ZM246 54H247V53H246ZM260 54H259V56H260ZM33 55H34V54H33ZM137 55H138V54H137ZM153 55H152V56H153ZM176 55H177V54H176ZM176 55H170V56H171V57H172V56L175 57ZM212 55H214L213 52H212V54H211V58L213 57ZM228 55L226 56V58L228 57ZM236 55H237V54H236ZM30 56H31V55H30ZM40 56H42V55L40 54ZM133 56L136 57V58L133 59ZM138 56L140 57V53H139ZM149 56H151V55H149ZM167 56L169 57V55H167ZM180 56H181V58H182L183 55L180 54V55H178L177 57H180ZM197 56H198V55H197ZM205 56H203V57H205ZM207 56H208V53H207ZM230 56H232V55H230ZM245 56H246V55H245ZM245 56H244V58H245ZM247 56H248V55H247ZM259 56L256 55V56H255V57H257L256 59L253 57V58L256 60V62H258V61L261 60V59L264 60V59H263V56L261 57V59H259V58H260ZM94 57H95V56H94ZM131 57H132L133 60H132V59L129 60V61L131 62L130 64H134V63H132L133 61L136 62L135 64H137V62H138V63H139V62H140V63L145 62V60H144V61H143V60L138 61V60H140V58L143 59L142 57L138 58V57L135 56V55H132ZM168 57H167V58H168ZM171 57H170V60H171ZM236 57H238V55L235 56V57H232V58H235V59H236ZM137 58H138V60L135 61V59H137ZM144 58H145V56H144ZM149 58H148V59H149ZM167 58H165V61H166ZM183 58H184V60H182V61L186 62L185 57H183ZM209 58H210V57L205 58V59L207 60V59H209ZM216 58H219V59H220L219 56L216 57ZM216 58H215V59H216ZM221 58H223V57H221ZM228 58H229V57H228ZM240 58H241V57H240ZM129 59H130V58H129ZM145 59H146V58H145ZM148 59H146L147 62H148ZM159 59H160V62H162V61H164V60L161 61V59H164V57L160 56V58L157 59L158 63H159V64H162V63L159 62ZM200 59H201V60H200ZM200 59H199V61H203V60L205 61V59H202V58H200ZM213 59H214V58H213ZM213 59L211 60V62L213 61ZM248 59H249V56H248ZM248 59H247V60L244 59L246 63H247ZM258 59H259V60H258ZM94 60H96V59H93V61H94ZM105 60H107V59H105ZM105 60L102 59V61H105ZM168 60H169V58H168ZM178 60H180V58H179ZM216 60H217V59H216ZM223 60H224L223 62H225V56H224V59H223ZM232 60H234V59H232ZM244 60H242L241 62H244ZM255 60H254V61H255ZM257 60H258V61H257ZM93 61L91 62V60H90L91 63L88 62V63H90V64H88V65H91V64L96 63V62L93 63ZM102 61H101V62H102ZM127 61H128V60H127ZM129 61H128V62H129ZM153 61H154V63H155L156 65H158L156 60H152V61L149 60V62H151L152 65H153ZM155 61H156V62H155ZM173 61H174V60H173ZM199 61H198V62H199ZM221 61H222V59H221ZM228 61H230V59H229ZM228 61H227V62H228ZM235 61L237 62V60L231 61V63H233V64H229V62L227 63V64L231 65V67H232V65H236V67L233 66V67H234V68H233L234 70L237 69L238 67H240L241 65H244V64H245V63H244V64L242 63L241 65L238 64V63L240 62V60H239V62H238L237 64H235V63H234ZM251 61H252V60H251ZM58 62H59V61H58ZM62 62H63V60H62ZM106 62H108V61H106ZM111 62H112V61H111ZM123 62H124V61H123ZM128 62H127V63H128ZM147 62H145V63H147ZM168 62H169V61H168ZM198 62H197V63H198ZM214 62H217V61H214ZM214 62H212V63H214ZM256 62H255V64H253V63L251 64V62H249V63H247V64H248V65H255V67H256ZM260 62L263 64L262 61H259L258 65H261ZM51 63H52V62H51ZM102 63H103V62H102ZM169 63H170V62H169ZM200 63H202V62H199V65H201ZM206 63H208V65H209V61H206V62H205V66L207 65ZM76 64H78V63H76ZM96 64L99 65V63H96ZM96 64H95V65H96ZM103 64H105V62H104ZM106 64H107V63H106ZM106 64H105V66H106ZM110 64H111V63H110ZM124 64H126V63H124ZM130 64H126L127 66L125 65V67L127 68L128 66H131ZM135 64H134V66L136 67ZM149 64H150V63H149ZM155 64H154V66H155ZM218 64H219V65H218ZM227 64H226V62L224 63L225 66H228ZM69 65H70V64H69ZM107 65H108V64H107ZM138 65H139V64H138ZM140 65H141V64H140ZM163 65H165V63H164ZM210 65L214 66L215 64H214V65H213V64H210ZM210 65L207 66V67L209 68ZM217 65H218V69H217V71H219V72H221V71L223 70L222 72L224 73V72H225L224 70H226V68H228V67H226L225 69H223L224 66L221 67L220 61L217 63ZM248 65H245V66H248ZM258 65H257V66H258ZM57 66H58V65H57ZM74 66H76V65H74ZM77 66H78V65H77ZM105 66H103V67H104V68H107V66H106V67H105ZM109 66H111V65H109ZM165 66H166V65H165ZM169 66H170V65H169ZM171 66H172V65H171ZM203 66H204V65H203ZM203 66L201 65V67H203ZM50 67H51V66H50ZM53 67H54V66H53ZM60 67H61V66H60ZM71 67H72V66H71ZM80 67H81V66H80ZM95 67H97V66H95ZM132 67H133V66H132ZM132 67H131V68H132ZM135 67H133V68H135ZM144 67H145V66H144ZM144 67H143V69H144ZM148 67L151 68V67H153V66L150 67V65H149V66H147V68H148ZM207 67H204V70H201V69H203V68H201L200 70H201L202 72L204 71L203 74L205 73V74H204V77H205V78H207V77H206V76H207V75H206V72H209L208 74H209V75L211 74V75H210V79H212L211 76H213V73H210V71L213 70V68H211V70H206V69H208ZM219 67H221V68H219ZM243 67H244V66H243ZM251 67H252V66H251ZM253 67H254V66H253ZM255 67H254V68H255ZM90 68H91V67H90ZM108 68H109V67H108ZM129 68H130V67H129ZM133 68H132V73H136L135 70H137L138 67H137V69L135 68V70H134L135 72L133 71ZM149 68L147 69L148 71H150ZM155 68H156V66H155ZM158 68H159V67H158ZM160 68H161V67H160ZM167 68H168V66H167ZM167 68L165 67V70H166ZM205 68H206V69H205ZM229 68H230V66H229ZM247 68H249V66H248V67H245V69H243V71H244L245 73H243V71H241L240 69H239L240 71L237 69L238 72H234V74L236 73L235 76L238 78V75H239V78H242V75H241V72H242L243 75L245 74V75H244L245 77L247 76V77L249 78V77H250L249 75H250L251 72L249 73V71L247 70ZM256 68L259 69L258 67H256ZM260 68H261V67H260ZM91 69H92V71H94V72L96 71V69L94 70L93 67H92ZM139 69H140V68H139ZM139 69H138V70H139ZM156 69H157V68H156ZM156 69H153V68H152L151 70H156ZM220 69H222V70H220ZM252 69H253V68H252ZM252 69H250V70L252 71ZM85 70H86V69H85ZM106 70H107V69H106ZM112 70H114V69H112ZM157 70H158V69H157ZM157 70L155 71V72L157 73L156 76L159 77ZM180 70H182V68H181ZM231 70H232V69H231ZM231 70L228 69V70H226V72H227V71L229 72V71H231ZM245 70L248 71V74L246 73ZM253 70H255V69H253ZM259 70H260V69H259ZM259 70H257V75H258V71H259ZM60 71H61V70H60ZM99 71H100V70H99ZM103 71H104V70H103ZM107 71H109V70H107ZM110 71H111V70H110ZM123 71H124V69H123ZM140 71H141V70H139V72H140ZM142 71H143V70H142ZM142 71H141V72H142ZM159 71H160V69H159ZM205 71H206V72H205ZM260 71H261V73H263V72H262V69H261ZM260 71H259V73H260ZM61 72H63V71H61ZM101 72H102V71H101ZM105 72H106V71H105ZM139 72H137V73H139ZM150 72H152V74H155L154 71H150ZM211 72H212V71H211ZM213 72H214V75H215V77H214V76H213V77L216 78L217 80L220 79L218 76L216 77L217 72H215L214 70H213ZM222 72H221V73H222ZM252 72H253V71H252ZM66 73L68 74V72H66ZM76 73H77V72L69 73L67 77H66V76H61V77H60V76H53V77H50V79H55L57 83H60V84H62L63 86H65L66 89H67L70 93L73 92V94H74L75 96L78 97L77 99H79L80 97H82V96H80L81 93H84V92H82V90L86 89L87 87H89V86H91V85L96 86L97 89H98V88H101L103 91L107 92L108 95H109V96L106 95V96H108V97H106L107 99L103 98V100H99L98 97H100V96L98 95V97H97L98 99H95L94 102L97 101L99 104H95L94 102H92L93 100H91V103H93V104L87 103V105L83 104L82 107L80 106V108H79V110H78L77 112H78L79 114L84 115V116H81V115H80V116L82 117V119H85V118H83V117L90 118V121H88L87 118H86L85 120H82V121H85L86 123H88V122H92V120H93V121L96 120L95 118H94L95 120H94V119H91V117H94V115H95V111H96L97 108H98V110H99L100 107H107V105L110 104V103H111V104H114V103H116V100H117L118 98H121L122 100H125V101H126V100H128V99L130 98L129 93L131 92V93L133 94L135 90L140 91V92H141V90H142V91H143V90H144V91L147 90V89H145V88L143 89V88L141 87V84H139V83H134L133 80H132V81H126V82H125V80H124V82H123V81L120 80L119 78H117V79H116V77L114 78V75H111V76H113V77H111L109 74H104V75H99V74L95 75L96 73H87V74H85L84 71H83V73L81 72L80 75H77L78 73H77V74H76ZM102 73H104V72H102ZM106 73H108V72H106ZM110 73L113 74L114 72L111 71ZM137 73H136V74H137ZM159 73H160V72H159ZM231 73L233 74V72H231ZM238 73H240V74H238ZM254 73H256V72H254ZM261 73H260V74H261ZM100 74H101V73H100ZM115 74H118V73H115ZM150 74H151V73H150ZM186 74H187V73H186ZM191 74H192V73H191ZM218 74H219V73H218ZM232 74L230 75V77L234 78V76H232ZM237 74H238V75H237ZM246 74H247V75H246ZM260 74H259L256 78H255V76H254L256 82H257V80H258ZM205 75H206V76H205ZM219 75L221 76L222 74H219ZM226 75H227V73H225L222 77H223V78H226ZM228 75H229V74H228ZM240 75H241V77H240ZM251 75H253V73H252ZM152 76H153V75H152ZM154 76H155V75H154ZM183 76H184V75H183ZM188 76H189V77H188ZM188 76H187V78L190 79V77H191V78H192L191 80H193V79L195 80V77H194L193 75L191 76L190 73L188 74ZM224 76H225V77H224ZM261 76H262V77H260V78H262L263 83H264V79H263L264 76H263V74H262ZM118 77H122V76H121V75H120V76L118 75ZM185 77H186V76H184V78H185ZM193 77H194V78H193ZM228 77H229V76H228ZM127 78H128V77H127ZM154 78H155V77H154ZM154 78H153V81H154ZM208 78H209V77H208ZM208 78L206 79L207 84H208L210 81L213 80V79H212V80L208 81V80H209ZM223 78H222V80H223L222 82H221V80H219L221 83H220V82H217L216 79H214V81H216V83H218V86H219V84L222 86V84L225 83L224 80L226 81V79H223ZM248 78H245V79H246V82H247ZM37 79H38V78H37ZM121 79H122V78H121ZM123 79H124V78H123ZM155 79H157V78H155ZM189 79H187V80H189ZM227 79H228V78H227ZM235 79H236V78H235ZM251 79H253L252 76H251ZM194 80H193V81H194ZM228 80H229V79H228ZM228 80L226 81V84H227ZM236 80H237V79H236ZM242 80H244V77H243V79H241V81L239 80V82H238V80H237L236 83L234 82V85H235V84L237 85V82H238V83H239V86H241V88H243L242 86H244V89L247 87V88H246V92L248 91L247 93H249V88H248V86L251 84V82H252L253 85H254V84L256 85V84L258 83V86L261 85V84H263V83H261V82H262L261 80H259V82L255 83V80H254V82H253L252 80L249 79V81H248L249 85H248V86H245V85H247L248 83H247V84H245V83L243 84V82H245V81L242 82ZM146 81H147V80H146ZM157 81H159V80H157ZM185 81H186V79H185ZM250 81H251V82H250ZM39 82H43V81H39ZM148 82H149V80H148ZM148 82H147V84H148ZM187 82H188V81H187ZM187 82H186V84H187ZM190 82H191V81H190ZM190 82H189V87H191V86H190ZM206 82H203V83H206ZM230 82H231V84H229ZM240 82H241L242 85L240 84ZM44 83H45V82H44ZM195 83H197V85H195ZM195 83H194V86H196V88H198L199 91H201V90L203 89L204 92H206V90H205L203 87L208 88V86H210V84H211V82H210L208 86H205L206 84H205V85H200V84H198V83H200V82H198V81L195 82ZM259 83H260V84H259ZM114 84H115V85H117V84L119 85L117 92H115V89H114L113 91H112V89H110V87H112V85H114ZM149 84H150V82H149ZM152 84H154V83H152ZM155 84H156V83H155ZM157 84H158V83H157ZM212 84L215 85V82H214V83L212 82ZM226 84H225V85H226ZM228 84H229V85H227V88H228L230 91H232V90L234 89V92H235V93H232V95L237 94L236 92H238V91H235L236 88H234V86H233V84H232V81L229 80ZM39 85H41V84H39ZM43 85H44V84H43ZM120 85H121V86H120ZM216 85H217V84H216ZM216 85H215V86H216ZM230 85H232V86H231V87L233 88L232 90H231V87L229 88ZM255 85H254V87H255ZM34 86H36V85H34ZM149 86H152V85L150 84ZM197 86H202V88L200 89V87H197ZM215 86H213V87H215ZM218 86H217V89H218ZM221 86H220V87H221ZM239 86H235V87H239ZM258 86H256V87L259 88L260 86H259V87H258ZM96 87H95V88H96ZM144 87H145V86H144ZM147 87H148V86H147ZM155 87H156V85H155ZM185 87H187V85H186ZM189 87H188V88H189ZM210 87H211V86H210ZM210 87H209V92H210V93H211V91H212L213 89H214V90L216 89V88H213V87H212L213 89H211ZM223 87H224V86H223ZM251 87H253V86H251ZM254 87L251 88V89L253 90V89L256 88V87H255V88H254ZM262 87H264V86H261V89H263ZM38 88H40V87H38ZM92 88H93V87H92ZM115 88H117V87H115ZM151 88H154V87L152 86ZM194 88H195V87H194ZM224 88H226V86H225ZM227 88H226V89H227ZM241 88H240V90H242ZM87 89H88V88H87ZM101 89H100V91H102ZM210 89H211V90H210ZM228 89H227V90H228ZM237 89H238V88H237ZM244 89H243V90H244ZM247 89H248V90H247ZM261 89H256V90H254V91H256V92L260 95V93H262V90H261ZM43 90H44V89H43ZM89 90H91V89H89ZM131 90H132L133 92H132ZM148 90H149V88H148ZM151 90H152V89H151ZM214 90H213V91H214ZM218 90H219V89H218ZM220 90H221V92H222L223 89L221 88ZM220 90H219V91H220ZM229 90H228V91H229ZM156 91H157V88H156L155 92H156ZM158 91H159V90H158ZM158 91H157V92H158ZM191 91H193V90L191 89ZM196 91H197V89H196ZM199 91H198V92H199ZM203 91H202V92H203ZM223 91H224V90H223ZM260 91H261V92H260ZM263 91H264V90H263ZM87 92H88L89 94L92 93V92H89V91H87ZM98 92H99V91H98ZM113 92H115V93H113ZM146 92H147V91H146ZM155 92H154V93H155ZM202 92H201V93H202ZM215 92H217V90H215ZM232 92H233V91H232ZM250 92H251V95H249L250 93L247 95L245 92L242 93L243 95L240 94V93H239V94H240L239 96H238V94L235 95V96H238V97H240V96L243 97V96H244V98H245V99H242V100H244V101L246 102V104H242V105H244V107H243L242 105H240L243 101L241 100V101H242V102H241V101L238 100V101H239V107L242 106V108H245L246 105L249 104V101H251L252 98H255L254 96H252V94H254V95L256 94V98H257V100H258V102H257V101H256V102L258 103L259 106L257 105V103H256L255 101H254V102L256 103V105H257V106L259 107V109H260V108H261V107H260L261 105L259 104V103H260V100L258 99L260 96L258 97L257 93H252L251 90H250ZM259 92H260V93H259ZM94 93H95V91H94ZM94 93H92V94H94ZM100 93H101V92H100ZM138 93H139V92H138ZM142 93H143V92H142ZM142 93H141V95H142ZM149 93H150V92H149ZM160 93H161V92H160ZM196 93H197V92H196ZM206 93H207V92H206ZM206 93H205V94H206ZM210 93H208L207 95L209 96ZM213 93H214V92H213ZM213 93H212V94H213ZM63 94H64V93H63ZM92 94H91V95H92ZM96 94H97V93H96ZM102 94H103V92H102ZM139 94H140V93H139ZM145 94H146V93H145ZM191 94H192V93H191ZM202 94H203V96H205L204 93H202ZM215 94H216V93H215ZM69 95H70V94H69ZM133 95H134V94H133ZM143 95H144V93H143ZM159 95H160V94H158L156 97H155V96H154V97L157 99ZM192 95H193V94H192ZM196 95H198V94H196ZM216 95H217V94H216ZM232 95H231V96H232ZM245 95H247V97L249 96V98L252 96V98L248 99V98L245 97ZM261 95H262V96H261L260 99H261V103H262V102H264V101H262V99H263L262 97H264V96H263L264 93L261 94ZM96 96H97V95H96ZM96 96H92V97H95V98H96ZM146 96H147V95H146ZM212 96H213V95H212ZM212 96H210V98H211ZM235 96H233V97H235ZM31 97H32V96H31ZM48 97H51V96H48ZM59 97H60V96H59ZM72 97H73V96H71V99H73ZM86 97H87V98H90L89 95L86 96ZM103 97H104V96H103ZM160 97H161V96H160ZM242 97H241V98H242ZM84 98H85V95H84ZM84 98H83V99H80L81 101L79 100L78 103H79V102L81 103L82 100H83L82 103H84V102H85L84 100L87 99V98H85V99H84ZM152 98H153V97H152ZM194 98H195V96H194ZM205 98H206V99L203 98V101H204V100H207V99L210 100V98L207 97V96H206ZM69 99H70V98H69ZM93 99H94V98H93ZM162 99H163V98H162ZM232 99H233V98H232ZM237 99H238V98L236 97V99H233V100H237ZM246 99H248L249 101L246 100ZM41 100H42V99H41ZM74 100H76V99H74ZM154 100H155V99H154ZM158 100H161V98H158ZM195 100H196V98H195ZM209 100H208V101H209ZM214 100L216 101V99H214ZM214 100H213V102H215ZM254 100H256V99H254ZM51 101H52V98H51L50 102H51ZM59 101H60V100H59ZM70 101H71V100H70ZM88 101H90V100H87L86 102H88ZM163 101H164V100H163ZM208 101H205V102L208 103ZM210 101H211V100H210ZM48 102H49V101H48ZM216 102H217V101H216ZM240 102H241V103H240ZM245 102H244V103H245ZM36 103H40V100H39L38 102H36ZM129 103H130V102H129ZM162 103H163V102H162ZM206 103H203V105L206 106V105H207ZM210 103H211V105H207V106H212V104H213L212 101H211ZM210 103H209V104H210ZM250 103H252V102H250ZM255 103H252V104H255ZM41 104H42V103H41ZM69 104H70V102H69ZM71 104H72V103H71ZM214 104H217V105H215V108L217 109L218 102H217V103H214ZM214 104H213V105H214ZM249 105H250V104H249ZM249 105H248V106H249ZM262 105H263V104H262ZM22 106H23V108H22ZM29 106H30V104H29ZM35 106H36V105H35ZM42 106H43V105H42ZM48 106H49V105H48ZM75 106H76V105H75ZM248 106H247V107H248ZM254 106H255V105H253L252 108H255V110H254V109H253V110H254V111H258L257 108H256L257 106H256V107H254ZM37 107H38V105H37ZM52 107L55 108L56 106H52ZM52 107H51V108H52ZM72 107H73V105H72ZM247 107H246V108H247ZM250 107H251V106H250ZM1 108H2V109H1ZM12 108H13V109H12ZM42 108H43V107H42ZM46 108H50V107H46ZM46 108H45V109H46ZM69 108H71V107H69ZM73 108H74V107H73ZM205 108H206V107H205ZM212 108H214V107H212ZM215 108H214V109H215ZM228 108L230 109V107H228ZM246 108H245V109H246ZM252 108H248L249 111H250V109H252ZM55 109H56V108H55ZM55 109H54V110H55ZM74 109H78V108L76 107V108H74ZM202 109H203V108H202ZM209 109H211V108H209ZM218 109H219V107H218ZM232 109L234 110V108H232ZM240 109H241V107H240ZM248 109H246V110H248ZM3 110H2V111H3ZM31 110H32V109H31ZM31 110L29 109V111H28V109H27L26 112H25V111H24V112H21V111H20V112L22 113L21 115H23V114H27V119H26V116L23 115V117L26 119V121L28 120L29 123H30V119H29L30 116H29L28 112L30 113ZM34 110H35V109H34ZM36 110H37V109H36ZM40 110H41V109H40ZM40 110L38 109L39 112H40ZM54 110L52 109V111H54ZM56 110L60 111V110H63V108H61V109H56ZM71 110H72V109H71ZM206 110H208V107L206 108ZM206 110H203V111H206ZM253 110H251V111L254 112ZM2 111H1V113H3V115H4L5 112H2ZM22 111H23V110H22ZM58 111H57V112H58ZM72 111H73V110H72ZM72 111H71V115L74 114V113L76 114V112L73 113ZM209 111H210V110L207 111L208 114L211 113V112L209 113ZM211 111H213V109H211ZM214 111L216 112V111H218V110H214ZM229 111H230V112H233V113H236V110H235V111H231V110H229ZM238 111H239V110H238ZM238 111H237V112H238ZM242 111H245V110L242 109ZM242 111H241V113L243 114ZM10 112H9V116H8V117L11 118V122H12V118H14V116H16V115H15L16 112H15V111L13 112V114L15 113L14 116H12ZM46 112H47V111H46ZM57 112H56V113H57ZM135 112H136V114H137V112H138V114L141 113L138 109H137V111L135 110ZM139 112H140V113H139ZM227 112H228V110H227ZM230 112H229L230 115H234L233 113H230ZM61 113H63V112H61ZM133 113H134V112H133ZM241 113L238 112L239 115H241ZM254 113H255V112H254ZM257 113H258V112H257ZM42 114H43V113H42ZM58 114H59V113H58ZM213 114H214V113H213ZM215 114H218V113H215ZM215 114H214V115H215ZM0 115H1V114H0ZM36 115H37V114H36ZM40 115H41V114H40ZM44 115H45V114H44ZM140 115H141V114H140ZM210 115H212V113H211ZM11 116H12V117H11ZM37 116H38V115H37ZM50 116H51V115H50ZM133 116H134V114H133ZM133 116H132V117H133ZM235 116H236V117H240V116H238V115H235ZM244 116H245V115H244ZM4 117H5V116H4ZM4 117L0 119V139H4V138H6V137H7V138H11V137L14 135V133L17 134L14 130L11 129L12 126L7 125V124H9V123L7 122L8 120L6 121V119H5ZM28 117H29V118H28ZM32 117H33V116H32ZM57 117H58V116H57ZM60 117H61V116H60ZM137 117H138V116H135V118H137ZM141 117H142V116H141ZM208 117H211V118H212V117H214V116H208ZM241 117H242V116H241ZM245 117H246V116H245ZM9 118H8V119H9ZM15 118H16V117H15ZM51 118H52V117H51ZM96 118L99 119L98 117H96ZM135 118H133L134 121H137V120L139 119V117H138L137 120H135ZM211 118H209V120H210ZM215 118H216V117H215ZM234 118H235V117H234ZM234 118H233V119H234ZM19 119H20V115H19ZM21 119H23V118H21ZM25 119H23V120L25 121ZM37 119H39V118H37ZM42 119L45 120L44 118H42ZM53 119H54V117H53ZM64 119H65V118H64ZM242 119H243V117H242ZM245 119H247V120H245ZM9 120H10V119H9ZM49 120H50V119H49ZM51 120H52V119H51ZM57 120H58V119H57ZM66 120H67V119H66ZM78 120H79V119H78ZM80 120H81V119H80ZM86 120H87V121H86ZM142 120H143V119H142ZM217 120H218V119H216V121H217ZM234 120H235V119H234ZM234 120H232V121L234 122ZM244 120H245V121H248V118H244ZM13 121H14V120H13ZM17 121H18V120H17ZM26 121H25V122H26ZM31 121H33V120H31ZM52 121H53V120H52ZM54 121H55V120H54ZM101 121H102V120H101ZM134 121H133V122H134ZM211 121H212V120H211ZM213 121H214V124H215V119H213ZM213 121H212V123H213ZM38 122H39V121H38ZM45 122H46V121H45ZM48 122H49V121H48ZM85 122H83V123H85ZM131 122H132V118H131ZM190 122H191V121H190ZM218 122H219V121H217L216 124H217ZM250 122H251V121L246 122V123H250ZM6 123H7V124H6ZM14 123H15V122H14ZM19 123H20V122H19ZM21 123H22V122H21ZM33 123H34V122H33ZM40 123H41V125H42V122H41V121H40ZM46 123H47V122H46ZM53 123H55V122H53ZM135 123H136V122H135ZM143 123H145V121H144ZM207 123H208V122H207ZM209 123H210V122H209ZM209 123H208V124H209ZM219 123H220V122H219ZM219 123H218V124H219ZM236 123H237V122H236ZM243 123H244V122H243ZM251 123H252V122H251ZM251 123H250V124H251ZM64 124H65V123H63L62 126H64ZM94 124H95V123H94ZM97 124L100 125L101 122L99 123V121H97ZM127 124H129V123H127ZM133 124H134V123H133ZM136 124H137V123H136ZM136 124H134V126H138V125H140L139 122H138V125H136ZM184 124H188V122H187V123L185 122ZM189 124H190V123H189ZM189 124H188V125H189ZM193 124H195V123L192 122V127H191V126L188 127V125H187V128H190V129L192 128V129H194V125H193ZM216 124H215L214 126H216ZM26 125H27V124H26ZM60 125H61V124H60ZM102 125H105V124L102 123ZM130 125H132V124L130 123ZM130 125H129V126H130ZM143 125H144V124H143ZM143 125H142V126H143ZM233 125H235V123H233ZM242 125H243V124H242ZM244 125H245V124H244ZM14 126H15V125H14ZM17 126H18V125H17ZM17 126H16V128L18 129ZM27 126H28V125H27ZM126 126H127V125H126ZM126 126H125V127H126ZM129 126H127V127H129ZM132 126H133V125H132ZM145 126H146V125H145ZM208 126L210 127L211 125H208ZM214 126H212V127H214ZM235 126H236V125H235ZM19 127H20V126H19ZM130 127H131V126H130ZM216 127H218V126H216ZM216 127H215V128H216ZM219 127H220V125H219ZM243 127H244V126H243ZM247 127H248V125H247ZM251 127H252V126H251ZM56 128H57V127H56ZM135 128L137 129V127H135ZM138 128H141V127L138 126ZM195 128H196V127H195ZM244 128H245V127H244ZM20 129H21V128H20ZM29 129H30V128H29ZM128 129H129V128H128ZM128 129H127V130H128ZM144 129H145V128H144ZM22 130H23V129H22ZM127 130H126V133L128 132ZM130 130H132V129L130 128ZM133 130H134V129H133ZM140 130H141V129H140ZM145 130H146V129H145ZM207 130H209V128H207ZM207 130H206V133H207ZM210 130H212V129H210ZM220 130H221V129H220ZM220 130H219V133L221 132ZM16 131H17V130H16ZM141 131H142V130H141ZM190 131H191V130H190ZM192 131L195 132L196 130L194 129V130H192ZM247 131H248V130H247ZM31 132H32V131H31ZM31 132H30V133H31ZM36 132H37V131H36ZM60 132H61V130H60ZM124 132H125V131H122L121 133H124ZM210 132H211V131H210ZM245 132H246V130H245ZM132 133L134 134V132H132ZM132 133H131V134H132ZM135 133H137V132H135ZM139 133H140V132H139ZM143 133H144V132H143ZM211 133H212V132H211ZM219 133H218V134H219ZM223 133H224V132H222V135H223ZM247 133H249V131L246 132V133H243V135L245 134L244 137L247 136V135H246ZM44 134H46V133L44 132ZM60 134H61V133H60ZM129 134H130V132H129ZM129 134H128V135H129ZM133 134H132V135H133ZM203 134H204V133H203ZM33 135H34V134H33ZM138 135H139V134H138ZM144 135H145V134H144ZM206 135H207V134H206ZM206 135H204V136L202 135V136L205 137ZM208 135H210V134H208ZM220 135H221V134H220ZM23 136H24V135H23ZM129 136H130V135H129ZM135 136H136V134H135ZM200 136H201V135H200ZM214 136H215V135H214ZM217 136H218V135H217ZM240 136H242V134H241ZM249 136H250V135H249ZM249 136H247L246 138L249 139V138H248ZM21 137H22V136H21ZM29 137H30V135H29ZM137 137H138V136H137ZM203 137H201V139H203ZM206 137H207V136H206ZM212 137H213V135H212ZM218 137H219V136H218ZM218 137H217V139H218ZM221 137H222V136H220L219 138H221ZM225 137H226V136L223 135V138L225 139L224 141H226V138H225ZM242 137H243V136H242ZM244 137H243V138H244ZM257 137H258V136H257ZM257 137H255L256 140L258 139ZM18 138H19V137H18ZM142 138H143V137H142ZM208 138H210V137H208ZM253 138H254V137H253ZM259 138H260V137H259ZM213 139H215V138H213ZM244 139H245V138H244ZM260 139H263V138L261 137ZM12 140H13V139H12ZM14 140H15V139H14ZM18 140H19V139H18ZM203 140H204V139H203ZM206 140H208V139H206ZM211 140H212V139H211ZM221 140H222V138H221ZM258 140H259V139H258ZM258 140H257V141H258ZM263 140H264V139H263ZM208 141H209V140H208ZM219 141H220V139H219ZM227 141H228V140H227ZM245 141H247V140L245 139ZM0 142H1V141H0ZM209 142H210V141H209ZM212 142H215V141H212ZM229 142H230V141H229ZM260 142H262V140H261ZM260 142H257L258 145H260V144H259ZM10 143H11V142H10ZM204 143H205V140H204ZM206 143L208 144V142H206ZM206 143H205V144H206ZM216 143H218V142H216ZM216 143H214V146H215ZM220 143H222V142H220ZM223 143H224V142H223ZM223 143H222V144H223ZM254 143H255V142H254ZM254 143H253V144H254ZM262 143H263V142H262ZM19 144H20V143H19ZM28 144H29V143H28ZM30 144H31V142H30ZM263 144H264V143H263ZM13 145H14V144H13ZM198 145H199V144H198ZM198 145H197V146H198ZM201 145H202V143H201ZM209 145H210V144H209ZM211 145H213V144H211ZM218 145H219V144H218ZM218 145H216V146H218ZM224 145H225V144H224ZM226 145H227V144H226ZM228 145H229V143H228ZM256 145H257V144H256ZM261 145H262V144H261ZM19 146H21V145H19ZM199 146H200V145H199ZM203 146H204V145H203ZM206 146H207V145H206ZM219 146H220V145H219ZM239 146H240V145H239ZM239 146H237V148H238ZM253 146H254V145H253ZM262 146H263V145H262ZM0 147H1V146H0ZM31 147H32V146H31ZM208 147H209V146H208ZM212 147H213V146H212ZM212 147H210V148H212ZM229 147H230V146H229ZM249 147H250V146H249ZM254 147H255V146H254ZM263 147H264V146H263ZM200 148H203V147L201 146ZM210 148H208V149H210ZM213 148H214V147H213ZM216 148H217V147H216ZM216 148H214V152H215V151H216V152L218 151V149L215 150ZM221 148H222V147H221ZM225 148H226V146H225ZM237 148H236V149H237ZM260 148H261V146H260ZM260 148H259V146H258V149H260ZM32 149H33V148H32ZM206 149H207V148L205 147V150H206ZM226 149H228V147H227ZM226 149H225V150H226ZM229 149H230V148H229ZM245 149H246V148H245ZM248 149H249V148H247L246 151H247ZM254 149H256V148H254ZM205 150H204V151H205ZM210 150H211V149H210ZM222 150H223V149H222ZM222 150H221V151H222ZM231 150H233V149L231 148ZM238 150H239V149H238ZM240 150H242V149L240 148ZM256 150H257V149H256ZM261 150H263V149L261 148ZM14 151H15V150H14ZM196 151H197V152H200L198 147L196 148ZM207 151H209V150H206V152H207ZM221 151H219V152H221ZM243 151H245V150H243ZM246 151H245V153H247ZM248 151H250V150H248ZM263 151H264V150H263ZM28 152H29V151H28ZM214 152H213V153H214ZM223 152H226V151H222V153H223ZM227 152H228V151H227ZM233 152H235V151L233 150L231 153L233 154ZM251 152H252V151H250V153H251ZM257 152H258V151H257ZM260 152H261V151H260ZM260 152H259V153H260ZM8 153H10V152H8ZM208 153H211V154H212V152H208ZM235 153H236V152H235ZM243 153H244V152H243ZM254 153H255V152H254ZM12 154H13V152H12ZM15 154H16V153H15ZM15 154H14V155H15ZM196 154H197V153H196ZM201 154H202V153H201ZM204 154H206V153H204ZM204 154H203V155H204ZM211 154H210V156H209V157H210V158H209V160H210L209 163L211 162ZM216 154H217V153H216ZM229 154H230V152H229ZM232 154H230V155H232ZM236 154H237L238 156H237ZM236 154H235V155H236L237 157H239V154H240V153L237 152ZM261 154H262V156H261ZM261 154H260V155L257 154V155H259L260 158H261V157L264 158L263 153H261ZM8 155H9V154H8ZM214 155H215V154H214ZM217 155H218V154H217ZM220 155H221V153H220ZM222 155H225V154L223 153ZM222 155H221V156H222ZM243 155H244V154H243ZM243 155H242V156H243ZM249 155H250V154H249ZM249 155H247V157H248ZM0 156H1V155H0ZM10 156H11V155H10ZM16 156H17V154H16ZM36 156H37V155H36ZM199 156H200V155H199ZM212 156H213V155H212ZM226 156H229V155L226 154ZM240 156H241V154H240ZM242 156H241V157H242ZM13 157H14V156H13ZM18 157H19V156H18ZM196 157H197V156H196ZM203 157H204V156H202L201 158H203ZM219 157H220V156H219ZM231 157H232V156H231ZM233 157H234V156H233ZM247 157H246V155H245V158H246V159H248ZM249 157H250V156H249ZM1 158H2V157H1ZM36 158H37V157H36ZM198 158H199V157H198ZM206 158H208V156L204 158V159H205V162L208 163V159H206ZM212 158H213V157H212ZM216 158H217V157H216ZM216 158H215V160H216ZM222 158H223V156H222ZM226 158H227V157H226ZM229 158H230V156H229ZM229 158H228V159H229ZM245 158L243 157L244 160H245ZM254 158L257 159V157H254ZM39 159H40V158H39ZM204 159H203V160H204ZM213 159H214V158H213ZM236 159H237V158H236ZM236 159H235V160H236ZM240 159H241V158H240ZM258 159H259V158H258ZM7 160H8V159H7ZM10 160H12V159H10ZM21 160H22V159H21ZM36 160H37V159H36ZM36 160H35V161H36ZM200 160H202V159H200ZM200 160H199V161L196 160V161H197L198 163H200ZM203 160H202V161H203ZM224 160H225V159H224ZM231 160L233 161V159H231ZM235 160H234V163L231 164V166L237 162V161H235ZM244 160H243V161H244ZM250 160H251V159L249 158V161H250ZM33 161H34V160H33ZM217 161H218V159H217ZM221 161H223V160H220L219 163H217V162H215V163H216V164H220ZM243 161L241 160V162H243ZM249 161H248V162H249ZM251 161L253 162V160H251ZM41 162H42V161H41ZM203 162H204V161H203ZM203 162H202V163H203ZM245 162H246V161H245ZM248 162H247V163H248ZM252 162H251V163H252ZM0 163H1V161H0ZM6 163H7V162H6ZM23 163H24V162H23ZM54 163L57 164V162H54ZM198 163H197V164H198ZM202 163H200V164H202ZM209 163H208V164H209ZM211 163H212V162H211ZM215 163H214V164H215ZM237 163H238V162H237ZM243 163H244V162H243ZM17 164H18V163H17ZM17 164H16V165H17ZM214 164H213V165H214ZM216 164H215V165H216ZM221 164H222V167H224L225 164H228V161H227V163H226V161H225L224 163H221ZM223 164H224V166H223ZM238 164H239V163H238ZM256 164H257L258 166H262V167H264V165H263L262 163H261L262 165H261V164H258L257 162H256ZM256 164H255V165H256ZM19 165H21V163H20ZM39 165H40V164H39ZM41 165H43V164H41ZM51 165H53V163H52ZM51 165H50V166H51ZM61 165H62V164H61ZM61 165H60V166H61ZM63 165H65V164H63ZM63 165H62V166H63ZM67 165H68V164H67ZM67 165H66V167H67ZM193 165H195V164H193ZM203 165H204V164H203ZM210 165H211V164H209V167H210ZM241 165H242V166H240V165H239V166H240V167H244V164H241ZM249 165H250V163H249ZM249 165H247L248 167L246 166L248 169H249ZM251 165H252V164H251ZM14 166H15V165H14ZM14 166H13V167H14ZM21 166H22V165H21ZM56 166H58V164H57ZM60 166H59L58 168H61ZM199 166H200V165H199ZM199 166H198V167H199ZM237 166H238V165H237ZM19 167H20V166H19ZM44 167H45V168L40 169V170H45V169L47 170V169H48L46 166H44ZM207 167H208V165H207V166L204 165V166L202 167V172H203L204 174H207V173L209 172V169L211 170V168H212V170H214L212 165H211V168H207ZM216 167H217V166H216ZM216 167H215V168H216ZM218 167H219V165H218ZM218 167H217V169H220V168H218ZM234 167H236V165H234ZM246 167H244V168H246ZM252 167H253V166H251L250 168L252 169ZM40 168H42V167H40ZM54 168H55V167H54ZM56 168H57V167H56ZM56 168H55V169H56ZM225 168H226V170H228V169L230 168V166H229V168H227V166H225ZM238 168H239V167H236V169H238ZM244 168H243V169H244ZM247 168H246V169H247ZM253 168H254V167H253ZM11 169H12V168H11ZM22 169H23V168H22ZM34 169H35V168H34ZM64 169H65V168H64ZM199 169H200V168H199ZM221 169H222V168H221ZM230 169L232 170V168H230ZM241 169H242V168H241ZM246 169H245V170H246ZM257 169H258V168H257ZM263 169H264V168H263ZM14 170H15V169H14ZM14 170H13V171H14ZM18 170H19V169H18ZM18 170H17V171H18ZM26 170H27V169H26ZM38 170H39V169H38ZM56 170L58 171V169H56ZM56 170H54V171H56ZM59 170H61V169H59ZM62 170H63V168H62ZM196 170H197V169H196ZM231 170H230V172H231ZM238 170H239V169H238ZM261 170H262V169H261ZM261 170H259V171H261ZM19 171H21V169H20ZM19 171H18V172H19ZM31 171H32V170H31ZM48 171H50V170L48 169ZM64 171H66V170H64ZM197 171H198V170H197ZM215 171H216V170H215ZM233 171H234V169H233ZM239 171H240V170H239ZM242 171H244V170H242ZM246 171H247V170H246ZM246 171L244 172V174L246 173ZM252 171H253V169H252ZM36 172H37V170H36ZM40 172H42V171H40ZM40 172H39V174H40ZM61 172H62V171H60L59 173H61ZM194 172H195V171H194ZM211 172H212V171H211ZM213 172H214V171H213ZM213 172H212V173H213ZM262 172H263V171H262ZM262 172H258V173L256 172V176H255V177H258L257 174H259V173L262 174ZM32 173H34V171H33ZM37 173H38V172H37ZM68 173H69V172H68ZM223 173H224V172H223ZM227 173H228V172H227ZM233 173H234V172H233ZM239 173H242V172H239ZM239 173H238V171H237V174H239ZM247 173H248V172H247ZM250 173H251V172H249L248 175H244V174H243V176H245V178H244V177H243V178L246 179V176H247V178H248ZM252 173H253V172H252ZM16 174H18V173H16ZM46 174H47V173H46ZM53 174H54V173H53ZM64 174H66V172H64ZM198 174H199V173H198ZM200 174H202V173H200ZM208 174H210V172H209ZM218 174H219V172H218ZM234 174H235V173H234ZM253 174H254V173H253ZM253 174H252V175H253ZM25 175H26V174H25ZM35 175H36V174H35ZM40 175H42V174H40ZM40 175H39V176H40ZM70 175H71V174H70ZM225 175H226V174H225ZM227 175H228V174H227ZM13 176H14V175H13ZM17 176H18V175H17ZM21 176H22V174H21ZM49 176H51V175H49ZM60 176H61V177H64V176H62V175H60ZM199 176H200V175H199ZM202 176H203V175H202ZM205 176H206V175H205ZM229 176H232V175L229 174ZM237 176H238V175H236V177H237ZM263 176H264V172H263ZM40 177H41V176H40ZM56 177H57V176H56ZM194 177L196 178L195 174H194ZM210 177H211V176H210ZM215 177H216V176H215ZM215 177H212V178H215ZM217 177H218V176H217ZM217 177H216V178H217ZM220 177H222V176L220 175ZM224 177H225V176H224ZM236 177H235V178H236ZM239 177H240V176H239ZM239 177H237V178H239ZM241 177H242V176H241ZM260 177H262V175H259V179H260ZM22 178H23V177H22ZM28 178H29V177H28ZM30 178H32V177H30ZM44 178H45V177H44ZM195 178H194V179H195ZM197 178H199V177H197ZM200 178H201V177H200ZM250 178L252 179V177H250ZM35 179H36V177H35ZM206 179H207V178H206ZM206 179H205V180H206ZM218 179H219V178H218ZM223 179H225V178H223ZM227 179L230 180V178H227ZM227 179H226V180H227ZM244 179H243L242 181H244ZM256 179H257V178H256ZM259 179H258V180H259ZM262 179H264V178H262ZM19 180H21V179H19ZM202 180H204V179H202ZM211 180H213V179H211ZM220 180H221V179H220ZM237 180H238V179H237ZM239 180H241V179H239ZM15 181H17V180L15 179ZM214 181H215V183H216V180H214ZM230 181L232 182V178H231ZM242 181H241V182L239 181V182L242 183ZM249 181H250V180H249ZM253 181H255V180L253 179ZM260 181H261V179L259 180V183H260ZM31 182H32V181H31ZM31 182H30V183H31ZM203 182H204V181H202V182H200V183L202 184ZM222 182H223V180H222ZM222 182H221V184H222ZM226 182H227V181H226ZM231 182H230V183H231ZM250 182H252V181H250ZM250 182H247V183H246V180H245L244 183H245V184H249V185H251ZM262 182H263V180H262ZM17 183H18V182H17ZM81 183H84V182H81ZM232 183H233L234 185L236 184V183H234V179H233V182H232ZM253 183H254V182H253ZM259 183H257V185H258ZM20 184H21V183H20ZM203 184H204V183H203ZM206 184H207V183H206ZM206 184H205V187H206ZM213 184H214V182H213ZM216 184H218V181H217ZM225 184H226V183H225ZM260 184H261V183H260ZM262 184H263V183H262ZM25 185H26V184H25ZM210 185H211V184H210ZM214 185H215V184H214ZM214 185H213V186H214ZM219 185H220V182H219ZM223 185H224V183H223ZM229 185H230V184H229ZM242 185H243V184H242ZM257 185H256V186H257ZM64 186H65V185H64ZM230 186H231V185H230ZM235 186H236V185H235ZM251 186H252V185H251ZM256 186H254V187H255V188H257V187H261V185H259V186H257V187H256ZM262 186H263V185H262ZM61 187H62V186H61ZM221 187L224 188L225 185H224V186H221ZM228 187H229V186H228ZM225 188H227V187H225ZM225 188H224V189H225ZM233 188H234V187H233ZM237 188H239V187H237ZM240 188H241V187H240ZM243 188H244V187H242L241 189H243ZM217 189H218V188H217ZM228 189H229V188H228ZM246 189H247V188H246ZM251 189H253V188H251ZM251 189H250V190H251ZM259 189H260V188H259ZM43 190H44V189H43ZM46 190H47V189H46ZM221 190H222V189H221ZM237 190H238V189H237ZM248 190H249V189H248ZM255 190H256V189H255ZM37 191H38V190H37ZM223 191H224V190H223ZM229 191H230V189H229ZM235 191H236V190H235ZM235 191H233V193H234ZM44 192H45V191H44ZM219 192H220V191H219ZM219 192H217V193H219ZM245 192H246V191H245ZM258 192H259V190H258ZM40 193H41V192H40ZM239 193H240V192H239ZM42 195L45 196V197H47V198L49 197L48 195H44L43 192H42ZM220 195H221V193H220ZM220 195H219V196H220ZM224 195H226V194H224ZM77 196H78V195H77ZM202 197H203V195H202ZM76 198H77V197H76ZM231 198H232V197H231ZM73 199H74V197H73ZM200 199H202V198H200ZM77 200H78V199H77ZM203 200H204V199H203ZM210 200H211V199H210ZM221 200H222V199H221ZM71 201H73V200H71ZM214 201H215V200H214ZM230 201H231V200H229V202H230ZM44 202H46V201H44ZM216 202H218V201L216 200V201H215V204H216ZM225 202H226V201H225ZM231 203H232V202H230V205H231ZM201 204H203V203H201ZM221 204H222V203H221ZM226 204H227V203H226ZM218 205H219V204H218ZM230 205L228 204V206H230ZM211 207H212V206H211ZM217 207H218V206H217ZM220 207H222V206H220ZM220 207H218V209H219ZM214 208H216V207H214ZM214 208H213V209H214ZM228 208H229V207H228ZM75 209H76V208H75ZM220 209H222V208H220ZM229 209H232V208H229ZM215 210H216V209H215ZM222 210H223V209H222ZM218 211H221V210H218ZM223 211H224V210H223ZM225 211H226V210H225ZM59 212H61V211H59ZM71 213H72V212H71ZM224 213H225V212H224ZM224 213H223V214H224ZM215 214H216V213H215ZM220 214H222V213H220ZM216 215H217V214H216ZM225 215H226V214H225ZM63 216H64V215H62V218H63ZM66 216H67V214H66ZM221 216H222V215H221ZM208 218H209V217H208ZM209 219H210V218H209ZM212 219H213V218H212ZM214 220H216V219H214ZM97 240H98V239H97ZM98 244H99V243H98ZM102 244H103V243H102ZM81 245H82V244H81ZM88 245H89V244H88ZM82 247H84V246H82ZM0 248H1V246H0ZM3 249L6 250L4 247H3ZM3 249H2V250H3ZM84 249L87 251V253L85 252L86 255H87L88 257L90 256L89 258H90L91 261H92V259H95V256H94L95 254H94V252L89 248V246L84 247ZM102 251H103V249H102ZM232 251H233V253H232ZM234 251L236 252V254L234 253ZM8 252H9V251H8ZM103 252H104V251H103ZM3 253H4V252H3ZM3 253H2V254H3ZM5 253H6V252H5ZM5 253H4L3 255L0 254V264H16V262H17V264H21V262H23V264H25L24 261L18 262V261H20V260L15 259L16 257H14V259L17 260L16 262H15V260L12 261V258H13V257L10 258V259H11V260H10V259L8 258L9 255L6 256ZM9 253H10V252H9ZM95 253H97L96 256H98V251H97L96 249H95ZM105 253H106V251H105ZM224 253L227 254L228 251H227V252L225 251ZM224 253H221V254L223 255ZM237 253H239L240 255L237 256ZM241 253H244V252H242V251H237V249L229 250V254H230V256L227 254L228 262L225 263V264H264V261H262L261 259H259V261H258V260H255L253 257H250V258H247V259H246V258H241ZM99 254H100V253H99ZM221 254H219V256L222 258ZM225 254H224V255H225ZM233 254H234V255H233ZM248 254H249V256H251V255L253 256L252 253H248ZM248 254H247V256H248ZM11 255H12V254H10V256H11ZM100 255H101V254H100ZM100 255H99V258H100ZM108 255H110V253H108ZM187 255H188V254H187ZM203 255H204V254H203ZM224 255H223V256H224ZM231 255H232V256H231ZM235 255H236V256H235ZM244 255H245V254H244ZM255 255H256V254H255ZM10 256H9V257H10ZM13 256H14V255H13ZM84 256H85V255H84ZM93 256H94V258H93ZM188 256H189V255H188ZM206 256L209 257V255H206ZM214 256H215V255H214ZM245 256H246V255H245ZM103 257H105V256L103 255ZM191 257H193V256H191ZM194 257H196V256H194ZM227 257H226V258H227ZM229 257H230V259H229ZM255 257H256V259H257V256H255ZM260 257H262V256H260ZM263 257H264V256H263ZM99 258H98V259H99ZM108 258H109V257H108ZM181 258H182V260H180V262H181V264H182V263H184V262H182V261H183V257H181ZM187 258H188V257H187ZM197 258H200V259H201V256H200V257L197 256ZM212 258H213V256H212ZM214 258H215V257H214ZM216 258H217V255H216ZM224 258H225V257H224ZM20 259H21V258H20ZM23 259H24V258H23ZM87 259H88V258H87ZM188 259H189V260H188V263H189V261H190L191 258H188ZM193 259H194V258H193ZM262 259H264V258H262ZM25 260H26V259H25ZM84 260H85V258H84ZM96 260H97V258H96ZM185 260H186V259H185ZM195 260H196V259H195ZM197 260H198V259H197ZM203 260H204V259H203ZM203 260H202V262H203ZM215 260H218V258L215 259ZM215 260H214V262H216ZM222 260H224V259H222ZM225 260H226V259H225ZM225 260H224L223 262H225ZM260 260H261V261H260ZM26 261H27V260H26ZM82 261H83V260H82ZM86 261H87V260H86ZM86 261H85V262H86ZM98 261L101 262V260H98ZM191 261H192V259H191ZM199 261H200V260H199ZM218 261H219L218 263H220V260H218ZM83 262H84V261H83ZM87 262H89V263L91 264V262H90L89 260H88ZM87 262H86V263H87ZM103 262H104V261H103ZM221 262H222V261H221ZM223 262H222V263H223ZM101 263H102V262H101ZM107 263H108V262H107ZM186 263H187V262H186ZM196 263L198 264V261H196ZM196 263H194V264H196ZM199 263H200V262H199ZM87 264H88V263H87ZM95 264H96V262H95ZM192 264H193V263H192ZM201 264H202V263H201ZM203 264H205V263L203 262ZM206 264H207V262H206ZM209 264H211V263H209ZM216 264H217V263H216Z\"/></svg>",
	"mask_w": 264,
	"mask_h": 264
}]
</instances>
